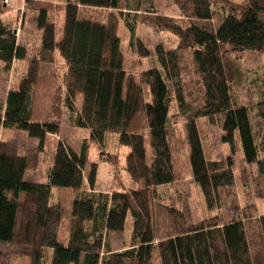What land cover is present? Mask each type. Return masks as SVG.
Wrapping results in <instances>:
<instances>
[{"label":"trees","instance_id":"trees-1","mask_svg":"<svg viewBox=\"0 0 264 264\" xmlns=\"http://www.w3.org/2000/svg\"><path fill=\"white\" fill-rule=\"evenodd\" d=\"M59 1L65 5L61 40L48 17L53 3L26 0L37 11L41 46L0 105V126L25 130L40 141L35 152L23 153L14 138L0 135V242L9 244V255L29 264H264V215L255 202L229 222L220 212V188L237 184L236 155L264 176V131L256 129L264 121V90L255 108L241 104L235 91L239 73L229 58L246 50L264 54V0ZM3 6L0 0V64L10 77L14 63L28 57L29 45L17 36L18 16L5 15ZM85 6L118 10L132 36L130 45L142 57L149 49L135 40L137 22L177 35V47L157 45L160 67L131 75L123 66L117 15L106 23L82 18ZM175 6L180 17L164 12ZM58 51L68 64L66 74L42 73L41 65L54 63ZM66 108L71 125L88 129L89 137L80 152L58 140L48 181L26 179L25 172L36 170L46 152V138L59 134ZM182 118L183 140L177 133ZM202 118L224 133L227 158L207 156ZM113 132L130 148L125 171L138 187L128 188L118 178L111 193L98 192V163L89 161L90 149L98 146L102 158L114 164L115 155L102 150ZM181 142L209 212L191 225L176 205L162 202L158 191L184 177ZM85 183L90 191H83ZM54 187L74 190L64 230V209L51 202ZM128 215L131 242L112 250L107 237L127 228Z\"/></svg>","mask_w":264,"mask_h":264},{"label":"rangeland","instance_id":"rangeland-1","mask_svg":"<svg viewBox=\"0 0 264 264\" xmlns=\"http://www.w3.org/2000/svg\"><path fill=\"white\" fill-rule=\"evenodd\" d=\"M53 3L48 17L52 22L57 25V39L61 40L63 34V24L65 21L64 2L59 0H48ZM242 3L244 0H235ZM3 12L5 15L12 14L17 17L15 20V28L19 34L17 35L20 41L28 43L29 55L26 59H21L15 62L13 71L6 76L4 74L3 65L0 64V105H3L6 100V94L10 88L16 89L18 82L24 75L23 72L27 68V60L31 54L37 52L41 46V40L38 39L37 29V11L26 2V0H4ZM164 12L173 17H180V11L175 6L174 8L165 9ZM118 17V36L121 37L120 48L122 49L124 59V69L131 75H139L145 69L151 67H160L158 57L156 56V47L161 45L166 49H174L177 47L179 38L177 35L172 34L170 31L157 30L147 24L137 22L135 31V40H140L149 49L148 56H141L139 51L130 45L131 34L124 22V18L119 14L118 10L113 8H101L85 6L80 8L79 16L82 18H90L94 21L102 23L108 22L112 14ZM134 15V13H133ZM132 15V16H133ZM230 63L237 72L239 77L235 84V91L238 95L241 104L248 103L250 107L255 108L256 102L260 99L261 91L264 90V54L259 52H252L246 50L244 52H233L230 55ZM24 69V70H23ZM68 69L67 62L63 59L60 52H57L56 60L54 63H43L41 65V72H49L58 70L64 76ZM252 97H249V93ZM77 106H81L83 94L78 93ZM253 98V99H252ZM263 99V98H261ZM177 104L173 102L170 113H177ZM60 125V132L57 136H48L46 138V152L40 154L39 166L36 170H27L25 172L26 179L40 182H47L49 178V170L53 165L52 161L55 156L56 143L58 140L64 141L66 144L71 145L75 151L80 152L85 138L89 137L90 131L86 128H78L71 125L68 117V109L66 108L62 117ZM200 133L202 134L203 145L207 156L210 158H227L229 150L226 144H223L221 138L224 134L222 130L216 126L211 125L206 119L202 118L200 121ZM186 118H182L177 123V133L183 140L186 138ZM261 124V123H260ZM261 126L256 123V129L259 131ZM0 135L5 139L14 138L21 147V152H35L38 149L40 141L38 138H32L25 130L20 129H5L0 126ZM264 132L260 135L263 140ZM106 143L103 146V151L108 155H115L114 164L105 160L101 156V150L98 146L93 145L89 153V161L98 163V176L96 191L111 193L117 187L118 178L126 182V187H138L135 183L130 182V174L125 171V157L130 151L128 146H123L119 143L118 134L113 132L107 136ZM180 146V163L183 168L184 177L172 183L171 185L160 186L158 191L162 202L169 205H176L185 213L186 223H192L201 220L209 214L202 193L192 177V168H190V159L188 157L187 146L183 142ZM236 177L237 184L228 187L220 188V212L226 222L233 220L237 217L240 208L244 205L251 203V201H259L264 205V176H260L256 171V166L247 165L245 159L241 154L236 155ZM241 167H245V172ZM88 170L86 171V173ZM140 185V184H139ZM83 191H90L87 183ZM74 190L65 187H54L52 192L53 204H59L64 209L65 223L63 230L66 229L70 221L72 212V203L74 200ZM263 209V207H262ZM133 217L128 215L126 229L122 232H110L108 239L112 250L118 251L127 248L131 242ZM9 244L0 242V264H29V260L23 257H12L9 255ZM158 264V263H156Z\"/></svg>","mask_w":264,"mask_h":264},{"label":"crops","instance_id":"crops-1","mask_svg":"<svg viewBox=\"0 0 264 264\" xmlns=\"http://www.w3.org/2000/svg\"><path fill=\"white\" fill-rule=\"evenodd\" d=\"M249 93V92H248ZM249 97L251 98L252 97V94H250L249 93ZM253 99V98H252ZM243 105H245V106H247V105H249L248 103L246 104V103H244ZM261 129H262V131H264V121H261ZM250 165V164H249ZM253 166H256V165H253ZM256 171H257V167H256ZM73 196H74V193H73ZM255 202V204L257 205V207H258V210H260V213H261V215H264V205H262L259 201H257V200H255L254 201ZM262 207H263V209H262Z\"/></svg>","mask_w":264,"mask_h":264}]
</instances>
